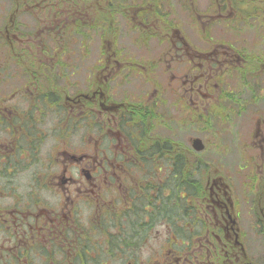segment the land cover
<instances>
[{"label": "flooded vegetation", "instance_id": "1", "mask_svg": "<svg viewBox=\"0 0 264 264\" xmlns=\"http://www.w3.org/2000/svg\"><path fill=\"white\" fill-rule=\"evenodd\" d=\"M0 264H264V0H0Z\"/></svg>", "mask_w": 264, "mask_h": 264}, {"label": "rangeland", "instance_id": "2", "mask_svg": "<svg viewBox=\"0 0 264 264\" xmlns=\"http://www.w3.org/2000/svg\"><path fill=\"white\" fill-rule=\"evenodd\" d=\"M95 46V44H94ZM96 49V48H95ZM95 51V50H94ZM90 51L89 54V59L95 57V52ZM78 51L75 50V54ZM217 117L219 118L218 121L213 123V127L216 128V134H211L210 137H205L204 140L208 143V150L207 153L210 155L214 156L216 160H218V156L222 154V151L226 149L227 153L234 154L236 151V147L233 144V141H231L230 137H226V146H222V113L218 114ZM221 131V132H220ZM195 138L197 136H200V133L198 131H195L194 133ZM203 140V137H201ZM234 155H231V157H228L226 160L225 164V170L227 175H231L230 178H224L223 181L224 183L228 186L229 192L228 195L225 197L230 198V201H234L239 204V207L245 203V202H250L253 201L254 195L249 189L250 185V178L247 177H236L235 174L233 173V170L237 166V162L234 160ZM262 186H260V189ZM243 207H246L243 206ZM243 212H246V210H243ZM259 244V243H258Z\"/></svg>", "mask_w": 264, "mask_h": 264}, {"label": "water", "instance_id": "3", "mask_svg": "<svg viewBox=\"0 0 264 264\" xmlns=\"http://www.w3.org/2000/svg\"><path fill=\"white\" fill-rule=\"evenodd\" d=\"M194 148L196 151H202L203 150V145H202V142L199 140V139H196L194 141Z\"/></svg>", "mask_w": 264, "mask_h": 264}, {"label": "trees", "instance_id": "4", "mask_svg": "<svg viewBox=\"0 0 264 264\" xmlns=\"http://www.w3.org/2000/svg\"><path fill=\"white\" fill-rule=\"evenodd\" d=\"M217 120H219V118H217ZM216 133V131H214ZM262 193V192H261ZM261 193H259L258 195H260ZM259 200V199H256V201Z\"/></svg>", "mask_w": 264, "mask_h": 264}]
</instances>
